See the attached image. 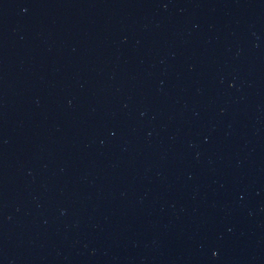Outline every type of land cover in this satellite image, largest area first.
Instances as JSON below:
<instances>
[{"label": "water", "instance_id": "95a60500", "mask_svg": "<svg viewBox=\"0 0 264 264\" xmlns=\"http://www.w3.org/2000/svg\"><path fill=\"white\" fill-rule=\"evenodd\" d=\"M0 264H264V0H0Z\"/></svg>", "mask_w": 264, "mask_h": 264}]
</instances>
